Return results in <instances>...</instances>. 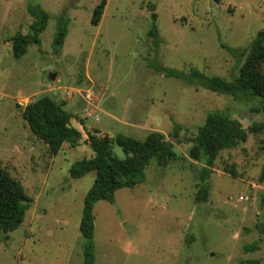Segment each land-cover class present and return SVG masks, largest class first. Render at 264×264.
Segmentation results:
<instances>
[{"label": "rangeland", "instance_id": "obj_1", "mask_svg": "<svg viewBox=\"0 0 264 264\" xmlns=\"http://www.w3.org/2000/svg\"><path fill=\"white\" fill-rule=\"evenodd\" d=\"M99 2L0 0V165L32 198L21 225L0 239V264H83L80 221L96 174L72 177L70 168L94 155L87 133L143 139L153 130L178 157L164 166L152 158L142 182L94 203L95 264H264V129L221 150L205 202L196 201L203 162L188 153L209 112L227 111L249 128L264 120L263 101L189 84L156 66L230 79L238 61L223 44L242 49L264 30V0H106L95 25ZM36 4L49 14L47 26L40 44L15 58L10 38L30 31L28 7ZM61 14L69 23L57 48ZM43 94L63 101L82 133L56 153L20 112Z\"/></svg>", "mask_w": 264, "mask_h": 264}, {"label": "trees", "instance_id": "obj_2", "mask_svg": "<svg viewBox=\"0 0 264 264\" xmlns=\"http://www.w3.org/2000/svg\"><path fill=\"white\" fill-rule=\"evenodd\" d=\"M106 3V0H100L94 8L91 17L93 24L97 25L100 22ZM28 11L34 17L30 31L26 34L18 32L10 38L15 58H20L26 53L29 43L40 44L39 34L47 26L49 14L39 4L29 5ZM152 16L154 19L157 17L154 10ZM68 23L67 16L64 14L58 16L54 37L57 48L65 41ZM150 33L158 37L155 23ZM223 45L238 61L230 79L219 75H207L195 67H191L186 74L162 65H156L157 69L167 76L180 78L189 84L218 93L229 94L238 100L260 99L263 101L264 109V30H260L251 43L242 49ZM63 105V101L52 95L43 94L25 105L22 111V116L31 130L47 143L53 153H56L64 142L77 143L82 135L81 131L72 125L74 114L65 110ZM263 129L264 120L245 128L240 120L231 117L227 111L217 110L207 114L204 123L189 140L191 143L189 156L203 162L201 184L196 192L197 202L208 200L210 173L221 150L233 148L245 141L248 132L256 133ZM172 136L178 139L176 132ZM86 141L94 155L74 162L70 168V175L80 177L90 171H95L96 174L84 198L80 221V232L86 239L83 264H95L94 203L98 200L113 202L119 188L135 186L142 182L144 170L152 158H156L157 163L164 166L172 158H177L178 153L174 143L157 130L150 131L143 139L124 133L111 137L88 132ZM114 143L121 147L123 156H118L114 152L112 148ZM31 203L32 198L26 193L23 184L0 165V239L8 237L11 231L21 225Z\"/></svg>", "mask_w": 264, "mask_h": 264}, {"label": "built area", "instance_id": "obj_3", "mask_svg": "<svg viewBox=\"0 0 264 264\" xmlns=\"http://www.w3.org/2000/svg\"><path fill=\"white\" fill-rule=\"evenodd\" d=\"M84 98L86 100H88V101H91L92 100V95H91V92L89 91V89L85 92Z\"/></svg>", "mask_w": 264, "mask_h": 264}, {"label": "water", "instance_id": "obj_4", "mask_svg": "<svg viewBox=\"0 0 264 264\" xmlns=\"http://www.w3.org/2000/svg\"><path fill=\"white\" fill-rule=\"evenodd\" d=\"M55 76H56L55 73H51V74L49 75V78H50L51 80H53V79L55 78ZM20 112H22V109H20Z\"/></svg>", "mask_w": 264, "mask_h": 264}, {"label": "crops", "instance_id": "obj_5", "mask_svg": "<svg viewBox=\"0 0 264 264\" xmlns=\"http://www.w3.org/2000/svg\"><path fill=\"white\" fill-rule=\"evenodd\" d=\"M56 74V73H55ZM57 78H58V76H57ZM22 111H23V109H22ZM22 113V112H21Z\"/></svg>", "mask_w": 264, "mask_h": 264}]
</instances>
